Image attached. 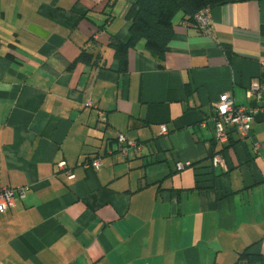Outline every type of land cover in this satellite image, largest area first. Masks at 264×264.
<instances>
[{
    "label": "crops",
    "instance_id": "obj_1",
    "mask_svg": "<svg viewBox=\"0 0 264 264\" xmlns=\"http://www.w3.org/2000/svg\"><path fill=\"white\" fill-rule=\"evenodd\" d=\"M134 1L0 0V189L27 188L0 264H264V122L219 143L212 121L264 84V0L210 8L208 34L179 12L163 58L142 40L119 72Z\"/></svg>",
    "mask_w": 264,
    "mask_h": 264
},
{
    "label": "trees",
    "instance_id": "obj_2",
    "mask_svg": "<svg viewBox=\"0 0 264 264\" xmlns=\"http://www.w3.org/2000/svg\"><path fill=\"white\" fill-rule=\"evenodd\" d=\"M228 0H135L129 7L126 19L130 23L129 38L126 43L111 38L109 47L118 62L119 72L126 71V58L130 49L139 41L145 42V50L156 60L165 55L173 36L172 20L179 12L186 21L197 26L195 15L206 8L224 4ZM80 62L91 63L92 57L85 52L78 58Z\"/></svg>",
    "mask_w": 264,
    "mask_h": 264
},
{
    "label": "built area",
    "instance_id": "obj_3",
    "mask_svg": "<svg viewBox=\"0 0 264 264\" xmlns=\"http://www.w3.org/2000/svg\"><path fill=\"white\" fill-rule=\"evenodd\" d=\"M195 21L201 32L210 33L211 17L210 8L203 9L195 15ZM248 98L250 102L246 106H238L234 103L229 94H222L215 104V115L212 121L215 126V140L219 143L226 142L230 134L236 133L241 138H246L250 132L252 124L261 119L264 122V84L253 83L248 88ZM91 107L90 102L86 104ZM100 123L105 126V116L99 112ZM161 134L166 135L167 129L161 128ZM116 140L119 145V155L124 157L129 148L135 147L133 142H128L122 134H118ZM102 165L101 159L97 158L89 162L88 167L99 169ZM214 165H222L220 156L214 159ZM189 163L177 164V169L180 170ZM59 171L65 170L63 162L57 164ZM69 175V171H65ZM27 188H1L0 189V213H4L14 206V198L17 195L20 199L24 198Z\"/></svg>",
    "mask_w": 264,
    "mask_h": 264
},
{
    "label": "bare ground",
    "instance_id": "obj_4",
    "mask_svg": "<svg viewBox=\"0 0 264 264\" xmlns=\"http://www.w3.org/2000/svg\"><path fill=\"white\" fill-rule=\"evenodd\" d=\"M67 170V169H66Z\"/></svg>",
    "mask_w": 264,
    "mask_h": 264
}]
</instances>
